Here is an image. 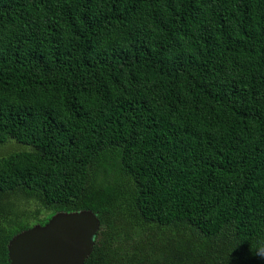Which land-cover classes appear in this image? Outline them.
I'll return each mask as SVG.
<instances>
[{
    "label": "trees",
    "instance_id": "16d2710c",
    "mask_svg": "<svg viewBox=\"0 0 264 264\" xmlns=\"http://www.w3.org/2000/svg\"><path fill=\"white\" fill-rule=\"evenodd\" d=\"M0 264L58 212L84 264H264V0H0Z\"/></svg>",
    "mask_w": 264,
    "mask_h": 264
},
{
    "label": "water",
    "instance_id": "95a60500",
    "mask_svg": "<svg viewBox=\"0 0 264 264\" xmlns=\"http://www.w3.org/2000/svg\"><path fill=\"white\" fill-rule=\"evenodd\" d=\"M100 221L91 210L58 212L44 225L16 234L8 243L10 264H84Z\"/></svg>",
    "mask_w": 264,
    "mask_h": 264
},
{
    "label": "rangeland",
    "instance_id": "374dc122",
    "mask_svg": "<svg viewBox=\"0 0 264 264\" xmlns=\"http://www.w3.org/2000/svg\"><path fill=\"white\" fill-rule=\"evenodd\" d=\"M29 150V147L17 142L14 139L8 140L5 144H0V156L8 155L14 151Z\"/></svg>",
    "mask_w": 264,
    "mask_h": 264
},
{
    "label": "clouds",
    "instance_id": "9594fccd",
    "mask_svg": "<svg viewBox=\"0 0 264 264\" xmlns=\"http://www.w3.org/2000/svg\"><path fill=\"white\" fill-rule=\"evenodd\" d=\"M252 254L264 259V249H256Z\"/></svg>",
    "mask_w": 264,
    "mask_h": 264
}]
</instances>
